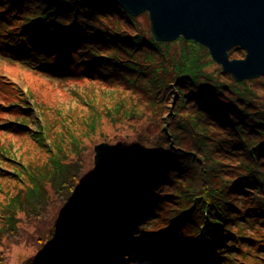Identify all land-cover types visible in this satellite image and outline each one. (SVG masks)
<instances>
[{
  "label": "trees",
  "instance_id": "trees-1",
  "mask_svg": "<svg viewBox=\"0 0 264 264\" xmlns=\"http://www.w3.org/2000/svg\"><path fill=\"white\" fill-rule=\"evenodd\" d=\"M140 17L0 0V63L60 84L48 105L0 77V264L23 224L38 241L20 264H264V76L237 82ZM100 143L113 161L93 180Z\"/></svg>",
  "mask_w": 264,
  "mask_h": 264
},
{
  "label": "water",
  "instance_id": "water-1",
  "mask_svg": "<svg viewBox=\"0 0 264 264\" xmlns=\"http://www.w3.org/2000/svg\"><path fill=\"white\" fill-rule=\"evenodd\" d=\"M131 16L147 13L156 41L182 37L207 48L211 59L237 82L264 76V0H114ZM238 47L242 59H229ZM93 180L112 163L114 146L94 148Z\"/></svg>",
  "mask_w": 264,
  "mask_h": 264
},
{
  "label": "rangeland",
  "instance_id": "rangeland-1",
  "mask_svg": "<svg viewBox=\"0 0 264 264\" xmlns=\"http://www.w3.org/2000/svg\"><path fill=\"white\" fill-rule=\"evenodd\" d=\"M139 22L142 24V27L146 30L149 28V22H148V17L146 14L140 15ZM233 56V55H232ZM241 58V57H238ZM3 63V62H2ZM0 63L2 68V71H5L4 73L0 74L1 78L6 79L8 82L13 83L14 85L18 86L20 91L24 93L25 95L28 94V90L30 89L31 91H34L37 97L41 98L46 104L51 105V102L58 97L59 95V88L60 84H58L55 81H51L46 77L43 76H37L35 74H32L31 72L25 70L21 66L17 68V70L14 69L13 66H10L6 63ZM12 71V74L10 72L6 71ZM10 73V74H8ZM52 84V87L51 85ZM71 85L74 84L73 82L66 83V85ZM68 88V87H67ZM59 89V90H58ZM103 98V96L101 97ZM29 108L32 112L33 115L36 113V109L34 107L32 99L27 98ZM104 131L108 134H111L110 131H108L107 128L104 129ZM21 231V237H19V243L13 247H10V250L6 255L8 256V261L6 264H20V262L27 257L28 255L31 254L33 250V245L32 243H36L38 241V237L33 238L32 235H34V231H32V228L29 226L20 225ZM27 230V232L24 231ZM22 231L30 238L28 242L24 241V238L22 237ZM35 236V235H34ZM146 252V251H145ZM135 259V258H134ZM143 262V263H142ZM140 261L139 263L134 262L133 264H163V260L159 259L156 256L153 257H147L145 258L144 261ZM131 264V263H127Z\"/></svg>",
  "mask_w": 264,
  "mask_h": 264
}]
</instances>
